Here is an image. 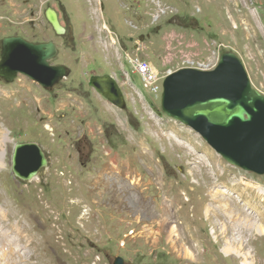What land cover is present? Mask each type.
I'll use <instances>...</instances> for the list:
<instances>
[{
    "label": "rangeland",
    "instance_id": "obj_1",
    "mask_svg": "<svg viewBox=\"0 0 264 264\" xmlns=\"http://www.w3.org/2000/svg\"><path fill=\"white\" fill-rule=\"evenodd\" d=\"M48 6L71 25L70 38L56 33ZM6 35L56 41L52 63L71 69L52 88L22 73L0 77L9 143L2 180L28 191L21 215L53 225L65 264H114L116 256L125 264H264V174L165 113L163 92L149 93L129 61L175 71L189 58L211 68L234 51L264 94V0H0V60ZM104 74L116 77L126 108L91 84ZM23 141L50 158L35 182L13 174ZM210 154L219 177L205 183L195 156ZM223 187L226 201L210 195Z\"/></svg>",
    "mask_w": 264,
    "mask_h": 264
},
{
    "label": "water",
    "instance_id": "obj_2",
    "mask_svg": "<svg viewBox=\"0 0 264 264\" xmlns=\"http://www.w3.org/2000/svg\"><path fill=\"white\" fill-rule=\"evenodd\" d=\"M45 15L59 35L67 28L59 12L48 6ZM0 77L13 82L20 73L52 88L71 73L63 63H52L59 54L54 40L32 41L22 35L2 39ZM91 84L121 108L126 96L114 75H93ZM162 109L198 131L217 152L244 169L264 174V94L253 86L242 60L234 51L222 53L211 68L181 67L163 82ZM50 158L36 141L15 145L13 174L30 181L46 172ZM114 264H125L116 256Z\"/></svg>",
    "mask_w": 264,
    "mask_h": 264
},
{
    "label": "bare ground",
    "instance_id": "obj_3",
    "mask_svg": "<svg viewBox=\"0 0 264 264\" xmlns=\"http://www.w3.org/2000/svg\"><path fill=\"white\" fill-rule=\"evenodd\" d=\"M129 61L133 63L130 59ZM2 120L3 117L0 115V264H65L57 249L59 245H56L53 225L43 224L42 222L40 225L39 221L37 222L33 216L27 217L25 215L27 218L24 219V216L21 215V209L28 197V191L19 185L9 187L2 180L4 178L6 158L2 156L1 151H4L5 147H7V150L9 146L7 134L2 127ZM195 159L198 162V166L202 167L200 174L206 180L205 183L215 182L219 177L214 167L215 156L210 154V157L204 158L203 155H199L198 157L195 156ZM206 159L210 161L207 162ZM200 170H194L192 173L201 178ZM36 180H39V178L34 177L31 179L32 182ZM199 183H202V181L199 180ZM229 194V191L223 187L214 188L210 195L217 200H220L222 196H226L222 199L226 201ZM187 199L189 200V198ZM87 211L88 209L85 208L82 211V215H85ZM237 238L235 239L237 240ZM225 251L232 253V248H226ZM237 253L240 256L245 254L242 250L237 251ZM244 256L248 257L249 255L246 253Z\"/></svg>",
    "mask_w": 264,
    "mask_h": 264
},
{
    "label": "built area",
    "instance_id": "obj_4",
    "mask_svg": "<svg viewBox=\"0 0 264 264\" xmlns=\"http://www.w3.org/2000/svg\"><path fill=\"white\" fill-rule=\"evenodd\" d=\"M129 59L133 62V67L136 68L137 74L140 75L142 85L146 86L149 93L155 96L160 95L163 92V81L174 70L159 71L146 58L129 57ZM202 65L203 63L201 62L186 58L183 66L204 68Z\"/></svg>",
    "mask_w": 264,
    "mask_h": 264
},
{
    "label": "flooded vegetation",
    "instance_id": "obj_5",
    "mask_svg": "<svg viewBox=\"0 0 264 264\" xmlns=\"http://www.w3.org/2000/svg\"><path fill=\"white\" fill-rule=\"evenodd\" d=\"M48 8V7H47ZM46 8V9H47ZM45 12H46V10H45ZM65 27L67 28V31H66V33L64 34V35H61V36H64V37H67V38H70V33L72 32V27H71V25H65Z\"/></svg>",
    "mask_w": 264,
    "mask_h": 264
},
{
    "label": "clouds",
    "instance_id": "obj_6",
    "mask_svg": "<svg viewBox=\"0 0 264 264\" xmlns=\"http://www.w3.org/2000/svg\"><path fill=\"white\" fill-rule=\"evenodd\" d=\"M185 67H187V66H185Z\"/></svg>",
    "mask_w": 264,
    "mask_h": 264
}]
</instances>
